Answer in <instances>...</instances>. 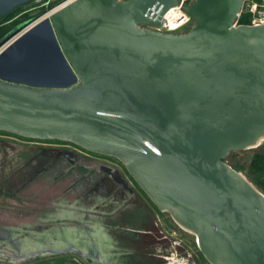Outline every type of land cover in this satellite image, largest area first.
<instances>
[{"label":"water","instance_id":"obj_1","mask_svg":"<svg viewBox=\"0 0 264 264\" xmlns=\"http://www.w3.org/2000/svg\"><path fill=\"white\" fill-rule=\"evenodd\" d=\"M244 2L194 0L183 34L150 28L178 0H65L17 25L0 131L117 158L209 264H264V194L225 161L264 147V25L235 26Z\"/></svg>","mask_w":264,"mask_h":264},{"label":"rangeland","instance_id":"obj_2","mask_svg":"<svg viewBox=\"0 0 264 264\" xmlns=\"http://www.w3.org/2000/svg\"><path fill=\"white\" fill-rule=\"evenodd\" d=\"M63 1L65 0H51L50 3H52L54 7ZM47 5L49 4L46 3L45 7H49ZM42 6L43 5L36 7L30 12V15H42ZM50 9L51 8L49 7L47 10ZM193 25L194 21L183 30L184 33L188 32ZM19 143L23 145L21 142ZM34 145L38 146L37 144ZM48 146L50 145H47V147ZM55 147L58 149L76 151L73 149V145L72 147ZM7 151L10 150L8 149ZM83 152L84 153L78 151L75 152V161L78 163L82 162L88 166H95L91 173H89L87 168L71 169L66 164L61 163V167L68 171L66 177H58L59 180L55 181L52 179L56 178V176L49 177L51 180L49 178L39 179L37 182L41 181L42 184L36 185L33 190L27 191V188V190L21 192L19 194L21 201L18 203L10 199L7 200L6 198L0 199V264H58V262L94 264L86 249H83L82 247L76 248L67 246L65 243H59L61 237L59 233L61 232L57 228H54L53 225L56 226L57 224L64 223L68 220H90L92 218L90 216L92 213H88L87 215L82 211H79V213H71L69 210H63L62 208L66 201H72L77 198L79 199V197H82L83 199L87 192L92 195L91 188L105 177L100 171L102 166L111 169L113 175L116 176L119 174L120 177L124 178L125 182L130 185L131 189L134 190L137 195L141 193L144 197L143 204H145L148 209L153 212L158 210L151 199L141 190L139 185L133 181L131 175L127 173L124 165L118 159L101 154L95 155L86 151ZM256 153L264 154V147L255 150L232 152L225 158V161L232 164L237 171L241 172L260 192L264 194V190L252 181L250 175L251 161ZM233 156H235L234 159ZM22 183L23 182H21V184ZM114 186L116 188H113L112 195L116 198L112 201L113 203L118 200L117 196L119 190L116 184H114ZM105 195H107L105 190L99 191L95 196L96 200L99 198L101 199ZM106 197L107 196L103 197L105 201H107ZM109 198L111 199V196ZM88 200L89 199L83 200V207L89 208L92 205V203H90L91 201ZM132 207H134L133 204L129 208L132 209ZM59 210L65 212L60 213ZM115 211L118 213L119 209L117 208ZM160 216L164 224L163 226L167 229V226L171 225L170 222L163 212ZM64 218L66 219L64 220ZM49 225H51V228L46 227ZM173 229L176 231V235L174 236L183 241L185 245L192 248L193 254L199 259L201 264H209L201 253H199L197 242L188 238L175 227H173ZM175 264H181L180 259L175 261Z\"/></svg>","mask_w":264,"mask_h":264},{"label":"flooded vegetation","instance_id":"obj_3","mask_svg":"<svg viewBox=\"0 0 264 264\" xmlns=\"http://www.w3.org/2000/svg\"><path fill=\"white\" fill-rule=\"evenodd\" d=\"M6 18L4 17L0 19V31L1 30L6 31L7 33L5 34V36L10 34L17 25H20L23 22H25L23 21V17L16 19H9V20L8 19L6 20ZM9 140H13V141H9ZM19 142H21L23 145H21ZM34 144H37L38 146ZM47 145H50L51 147L50 146L47 147ZM72 145H73V149L76 151H72L68 149H58L57 147H55V146L72 147ZM8 149L10 151H7ZM77 151L81 153H84L83 151H86L91 154H95V155L97 154L85 150L71 142H64L59 140L31 139L13 133L0 131V199L6 198L7 200L10 199L18 203L19 201H21V199L19 198V194L21 192L27 190V188H28L27 191L33 190V188L36 185L42 184L41 181L37 182L39 179L40 180L42 178L48 179L49 177L56 176V178L52 179L53 181H55V180H59V178L66 177V173L68 171L61 167V163L66 164L71 169L87 168L89 173H91L93 171V168H95V166L94 167L91 165L88 166L86 164H83L82 162L80 163L76 162L75 152ZM234 158L235 156H233V159ZM125 170L127 171L126 168ZM100 171L102 172L101 174H103L105 177L102 180H100L94 187L91 188L92 195L89 194V192H87L84 195L83 199L82 197H79V199L77 198L75 200L73 199L72 201L71 200L66 201L62 209L63 210L67 209L71 213H79V211H82L86 213L85 215H87L88 213H92L90 216L94 218V217L103 216L105 213H116L115 210H117L118 208L119 209L118 213L120 215L123 214L122 216L119 215V218L122 219L125 218L128 213H130L131 208L129 207L133 204L134 205V208L132 209L133 212L142 213L143 210L138 208H141V205L144 201L143 195H141V193L137 195V193H135L134 190L131 189L130 185L125 182L124 178L120 177L119 174H117L116 176L113 175V171L111 169L102 166L100 168ZM127 173L129 172L127 171ZM133 181L135 182L134 179ZM21 182L23 183L21 184ZM112 182L116 184L119 188L118 196H117L118 200L115 201L114 203L112 201H114V198L116 197L112 194H113V188L116 187ZM101 190H105L107 192V195H105L107 196L106 197L107 201L103 199V197L105 196H103L101 199L99 198L96 200L95 196ZM110 196L111 199L109 198ZM84 199H89L88 201H91L90 203H92V205L89 208L82 206L83 205L82 202ZM64 212L60 211V213H64ZM146 213H155V217H156L153 221V225L157 229L158 243H156L157 245H155V250H154L155 252L153 254L154 256H150V258L155 259V261H157L156 264H171L170 262H175L178 261L179 259L181 264H201L199 259L196 258V256L193 254L192 248L185 245L183 241L177 239V237L174 236L176 235V231L173 229V227L169 223L167 224L170 226L166 225L168 227L167 229L163 226L164 224L160 216L162 214L161 211L157 210L156 212L155 211L153 212L151 210H148ZM65 219L66 218H64V220ZM68 221L66 222L68 223ZM75 221L79 222L80 220H75ZM62 224L63 223H59L56 226L53 225V227L57 228ZM50 226L51 225L46 227H50ZM177 226L179 225L177 224ZM95 228L97 230L95 231V233L101 231L100 228H97V225L95 226ZM108 229L110 230L109 227ZM118 229L119 230L115 231L116 237L124 236V232L125 231L129 232L130 230L127 229L126 227H119ZM109 230H107V232H110ZM138 230L139 229H134L133 231L137 237L138 236L141 237L142 235H147L148 233L146 231L145 233ZM110 233L112 234V232ZM96 236L97 235L95 234L93 249H95L94 253L99 254V252L101 251L100 241L99 238ZM101 253L104 255L108 254L109 259L112 260L113 263L115 264H127V262H130L134 258V257L132 258L130 257V255L132 254H130V252H128L127 250L125 251H123L122 249L117 250V249L109 248L108 246L107 247L104 246ZM199 253H201L200 250Z\"/></svg>","mask_w":264,"mask_h":264},{"label":"crops","instance_id":"obj_4","mask_svg":"<svg viewBox=\"0 0 264 264\" xmlns=\"http://www.w3.org/2000/svg\"><path fill=\"white\" fill-rule=\"evenodd\" d=\"M45 1H30L21 5L14 6L13 11L11 12L15 13L13 19L24 17V15L26 14L30 15V12H32L36 8V5L42 4ZM133 208L134 207H132V209ZM132 209L130 210V213L127 214L128 217L126 216L122 219L119 218V213H105L103 216L94 218L92 217L90 220L80 219L79 222L68 221V223H63L61 226L57 227V229L61 232L59 233V235L61 236L59 239V243H65L67 246L76 248L82 247L83 249H86L94 264H115L112 260L109 259L108 254L104 255L101 253L104 246H108L109 248L117 250H127L128 252H130V254H132L130 255V257L134 258L130 262H127V264H156L157 261L150 258V256H154L153 254L155 252V245H157L156 243H158L157 229L153 225V221L156 218L155 213H146L150 209H148L147 206L143 203L141 205V208H138L143 210L142 213H134ZM122 215L123 214H121L120 216ZM96 225L97 228L101 229V231L95 233V231H97L95 228ZM108 227L110 228V230L108 229ZM119 227H126L130 230L129 232L125 231L124 236L116 237L115 231L119 230ZM134 229H139L138 231H146L148 233L147 235H142L144 237H137L133 232ZM107 230L112 232V234L110 232H107ZM95 234L100 241L101 251L99 252V254L94 253L95 249H93ZM103 242H105L106 244ZM170 263L175 264V262Z\"/></svg>","mask_w":264,"mask_h":264},{"label":"built area","instance_id":"obj_5","mask_svg":"<svg viewBox=\"0 0 264 264\" xmlns=\"http://www.w3.org/2000/svg\"><path fill=\"white\" fill-rule=\"evenodd\" d=\"M192 2L193 0H178V4L172 6L165 12L161 24L151 26L150 28L164 34H183V30L193 22L192 17L187 12V7ZM243 15H247L250 20V24L246 25L264 24V0H245L243 9L235 22V26L243 25L240 23Z\"/></svg>","mask_w":264,"mask_h":264},{"label":"trees","instance_id":"obj_6","mask_svg":"<svg viewBox=\"0 0 264 264\" xmlns=\"http://www.w3.org/2000/svg\"><path fill=\"white\" fill-rule=\"evenodd\" d=\"M48 3V0H46L45 2H43L42 4H38L37 6H42L43 8V12L47 11V9L50 7H53L52 3H49V7H45V4ZM52 4V5H51ZM41 15V14H40ZM8 16V15H7ZM6 16V17H7ZM15 16V13H10L9 16L6 18V20L8 19H13V17ZM39 15H24L23 17V21H29L35 17H38ZM21 23V22H20ZM240 23L241 24H250V20L247 17V15H243L242 18L240 19ZM7 32L4 30L0 31V41L4 38L5 34ZM250 175L252 177V181L259 186L261 189L264 190V154L263 153H256L253 156V159L251 161V166H250ZM66 262H58V264H65Z\"/></svg>","mask_w":264,"mask_h":264},{"label":"bare ground","instance_id":"obj_7","mask_svg":"<svg viewBox=\"0 0 264 264\" xmlns=\"http://www.w3.org/2000/svg\"><path fill=\"white\" fill-rule=\"evenodd\" d=\"M49 14H51V13H49ZM49 14L45 15L44 17H42V19H44L45 17H47ZM262 25H264V24H262Z\"/></svg>","mask_w":264,"mask_h":264}]
</instances>
